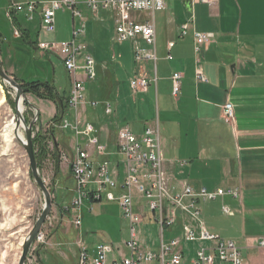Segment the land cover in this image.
Here are the masks:
<instances>
[{"label": "crops", "instance_id": "crops-1", "mask_svg": "<svg viewBox=\"0 0 264 264\" xmlns=\"http://www.w3.org/2000/svg\"><path fill=\"white\" fill-rule=\"evenodd\" d=\"M17 1L29 3L26 2L28 0ZM17 1L0 0V3L7 4L9 7L16 5ZM77 1V7L84 18V37L81 38L84 46L82 55L87 54L93 59L96 72V77L91 80L83 79L81 70L75 74L81 78L84 88L85 105L81 106L80 113L88 123L94 126L99 141L106 146L108 152L99 157L93 154V157L97 160L108 161L113 179L121 183L124 177V164L122 157L116 153L114 148L118 130L127 127L134 134H140L146 126L156 127L159 134L163 169L170 184V193L177 194L185 185L195 190L204 187L208 191L216 189H222L226 193L235 191L237 198L224 194L214 199L218 198L222 201L220 211L227 217L240 213L235 217V221L241 225L244 237L239 240L243 244L227 240L234 242L239 248L242 264H264V247L258 246L261 237L251 232H264V218L262 217L264 201H257L264 200V0H216L212 6L196 1L192 3L189 0H166L163 9L152 10L144 14H133V18L137 21L148 20L153 23L155 42L152 47L146 45L141 38L117 41L114 33V12L108 9H98L97 13L92 14L82 2L83 0ZM37 9L32 16L25 11L13 13L11 17L15 23H12V18L6 16L10 19L8 21L12 24L13 32L19 28L23 31V35L21 31H19V38L13 34L12 38L16 40L6 44L0 27V54L11 59L12 52L14 55L18 54V49H22L27 44H33L37 49V39L30 36L32 25L37 32L42 31L39 6ZM98 17L112 23V42L129 43L130 51L121 49L116 55L111 46L108 56L106 53H101V60L95 57L100 51L89 54L86 39L89 38L90 44L92 42V48L98 49L95 44L98 46L97 41L103 29L102 19ZM33 22L35 24H32ZM71 23L68 38H59V40L68 41L72 38V28L77 23L72 18ZM89 24V28L86 29ZM184 25H186L185 29H183ZM196 32L211 35L210 40L202 44L198 51L194 46ZM55 33L56 28L53 33L49 34L54 35ZM13 44L16 47L14 49ZM135 47L145 48L146 52L153 55V58L140 56L136 59ZM40 52L42 57L49 55L47 52ZM81 60L82 56L79 62ZM15 64L12 60L8 69L2 67L11 78L13 76L18 78L14 74ZM65 73L68 78L66 93L68 96L71 77L66 70ZM174 73H180V90L176 97L172 95L171 77ZM198 73L205 77V81L197 79ZM141 75L149 80L147 89L144 92L132 91L130 79ZM123 79H126V82H123ZM90 102H95L96 105L91 107ZM227 102L233 105L234 116L231 123H226L221 118L222 106ZM106 103L112 110L109 115L104 110ZM34 105L38 107L41 118L43 115L47 117L46 120L55 112V107L50 101L38 99ZM68 110L73 112V122L70 124L64 119ZM74 114V110L67 107L60 132L71 144L77 139L80 144L85 145L83 138H76L72 128L75 121ZM67 127L73 131V136L70 138L63 132ZM85 148L91 150L89 146ZM62 171L63 169L60 168L59 174H62ZM66 172L73 183L71 198L73 200L75 197L74 178L68 164ZM108 193L116 198L122 190L113 189ZM102 197L98 202L93 203L92 201L90 209L87 206L88 201H85L86 210H92L95 203L101 202L106 205L107 203L112 204L116 210H120L115 200H108L104 195ZM226 198L229 199V204H233L234 212L224 202ZM246 199L248 205L245 204ZM250 199L256 201L250 202ZM206 201L213 200L197 201L200 222L193 220L182 211H177V223L164 230L160 236L153 214L144 209L143 200L134 195L133 210L143 217L142 222L137 225V237L141 247L150 252L159 250L160 240L168 242L174 238H181L183 225L194 228L195 232L203 229L216 236L218 240H222L217 234L210 233L204 227L201 204ZM187 202L186 198L183 199V203ZM83 206L78 211L80 222ZM223 207L228 208L227 212L223 211ZM76 213L77 211L72 208L69 211L70 216ZM119 215L127 222L121 210ZM256 223L258 227L251 229ZM128 238L129 226L127 236L121 237L116 244L106 243L120 248L118 252L114 251L109 256L110 261L116 256L129 257L127 249L122 246ZM76 242H81L88 249H93L96 244L104 243L98 241L88 245L81 240H76V260L80 253ZM253 242L256 246H253ZM214 244L215 242L212 241H182L180 251L183 261L181 264H191L199 248ZM241 248L246 249L247 253L244 256ZM148 264L158 263L149 262ZM215 264L226 263L216 261Z\"/></svg>", "mask_w": 264, "mask_h": 264}, {"label": "built area", "instance_id": "built-area-1", "mask_svg": "<svg viewBox=\"0 0 264 264\" xmlns=\"http://www.w3.org/2000/svg\"><path fill=\"white\" fill-rule=\"evenodd\" d=\"M214 5L216 0H189ZM92 14L97 13L98 9H108L114 12V33L115 39L119 42L141 38L146 45L154 46L155 32L153 23L146 20L137 21L133 14L141 12H151L152 10L163 9L166 0H83L82 1ZM73 4H78L77 0H52L42 5L39 12L40 28L47 33H53L55 29V12L59 9H67L71 18L76 21L72 28V38L68 41L38 42L37 48L42 52H47L56 56L62 63L66 72L70 75V86L68 92V105L74 112L78 107L85 105L83 97V84L81 78L75 74L81 70V75L85 80L94 79L95 66L93 59L87 55H82L84 46L81 38L84 37V18L78 13ZM44 5V6H43ZM24 11L32 16L38 9L36 3L29 2L23 5L9 6L6 16L16 12ZM186 25L183 26V29ZM19 31H14V36L19 38ZM211 38L210 34L196 32L194 37L195 50ZM135 58L148 57L153 55L146 52L145 48L135 47ZM82 56L81 62H79ZM180 73H174L172 80V95L177 96L180 90ZM197 79L205 81V77L197 74ZM149 84V80L144 76H134L130 79V87L136 92H144ZM88 104V103H86ZM89 105L94 107L95 102ZM105 113L111 114L112 110L108 103L104 106ZM232 104L222 106V117L225 121L233 120ZM65 126V125H63ZM76 138L83 137L85 145L80 144L77 139L72 148V154L69 159L61 154V159L67 161L71 174L74 178L75 197L71 201V208L77 211L70 216V223L74 227L80 226L79 210L88 201V209L91 208L92 201L98 202L104 196L108 200H115L119 205L123 218L129 223V238L122 246L127 249L129 257L122 258L116 256L109 260V256L119 251L118 246L112 244L99 243L93 249H88L81 242H78L79 252L76 264H148L156 262L158 264H181L183 261L180 246L181 242H215L213 246L199 248L194 255L191 264H215L216 261L226 264H242V257L239 248L232 241L218 240L216 236L209 234L201 229L195 232L194 228L183 225L181 238L171 239L168 242L160 240L157 251L150 252L144 250L138 239L137 225L142 222L143 217L135 212L133 197L137 195L143 200V207L153 214L158 225V231L161 234L177 222V211L186 213L190 218L200 222V210L197 207L198 200H214L218 196L229 194L234 198L238 195L235 191L227 193L222 189L208 191L204 187L195 190L193 187L185 185L177 194L170 193V184L165 176L163 169V158L160 151L159 134L156 127H146L140 134H134L127 127L118 130L114 142L116 153L120 154L124 164V177L121 183L113 179L109 164L106 160H97L93 157L106 155L107 148L102 144L96 133V129L91 123L82 122V118L76 113L73 125ZM89 146L91 150L85 147ZM120 189L122 193L118 197H113L109 190ZM187 203H183V199ZM228 208L223 207L227 212ZM40 241L43 240L41 234L38 235ZM258 246L264 247V239L259 240Z\"/></svg>", "mask_w": 264, "mask_h": 264}, {"label": "rangeland", "instance_id": "rangeland-1", "mask_svg": "<svg viewBox=\"0 0 264 264\" xmlns=\"http://www.w3.org/2000/svg\"><path fill=\"white\" fill-rule=\"evenodd\" d=\"M49 1L52 0H28L26 2H34L36 3V7L39 6V8H41L42 5H40V3ZM15 4L23 5L25 2L21 3L17 1ZM7 8V4L0 3V27L5 36L6 44H10L16 39L12 38L14 32L11 27L12 24L8 21L10 19L6 17ZM21 12H24V9ZM141 13L144 14L147 12ZM100 18L102 19V17H98V19ZM55 20L56 33L54 35L43 31L37 32L32 25V27H30L31 38H36L38 42L64 41L59 40V38H68L69 36V28L72 24L70 12L65 9L57 10L55 12L54 21ZM102 22L103 29L97 41L98 46L95 44V47H98V49L92 48V42L90 44L88 41L89 38L85 41L89 54L100 51L98 56L96 55L95 57L101 60V53H106L108 56L111 52V46L116 55L121 49L130 51L129 43L112 42V23L106 22L104 19H102ZM32 24H35V22ZM89 26L90 24L86 29H88ZM14 46L13 44V49L16 48ZM18 50L19 53L16 55H14L13 52L11 53V55H13L11 59L2 55V53L0 54L3 58L2 59L0 56L1 65L4 69H8L13 60V62L16 63L14 74L18 78L27 81L48 80L54 85L55 90L60 96H66L68 78L61 61L56 56L48 53V56L45 55L42 57L40 50L38 48L36 49L33 44H27L25 47L22 49L19 48ZM123 77H125V75H123ZM123 82H126V79H123ZM7 93L10 96V101L13 103L14 90L0 80V264H18L19 257L22 255L21 244L40 216L44 198L32 178L28 159L22 145L13 138V125L8 127V122L14 121L15 106L6 100ZM25 95L33 106H35L34 103L38 102V99H40L50 101L55 107L53 116L46 120L45 118L47 117H43V115L41 118L38 107L35 106L38 111L37 116L30 106L22 102L24 106L23 117L26 124L34 121L32 126V143L34 146L33 150L36 165L44 185L50 193V198L52 199L50 211L44 223L39 228V232L28 251L25 264H75L77 253L75 251L76 240H81L88 245L98 241L116 244V242L120 241L119 239L121 237L124 238L127 236L128 223L120 217V210H116L115 206H112V204H103L104 202L95 203L90 211L86 210V204L83 206L80 227H74V225L70 223L68 212L71 209L73 183L70 180L69 174L66 172L67 161L61 159L60 154L67 156V159H69L71 147H73L75 141L71 144L68 139H64L63 134L60 132L64 113H61L59 119L60 123L58 125H54L53 121H51V118L58 112L54 102L36 97L35 94L33 95L31 93L25 92ZM2 97L3 102L1 103ZM227 103L229 104L230 102ZM66 105L69 107L68 96ZM80 110V107L75 109L74 117L76 113L82 117ZM141 114H144L143 111ZM153 114L155 117L154 110ZM221 118L226 123H231L233 121H225L222 115ZM64 119L68 124L72 123L73 112L68 110ZM82 122L87 121L82 117ZM145 128H143V131ZM63 132L69 138L73 136V131H71L69 127ZM59 141L63 143L60 144L58 143ZM60 168L63 169L62 174H59ZM228 201V198L224 200L234 212L233 204H229ZM247 201L246 199V205H248ZM249 201L254 202L256 200L250 199ZM257 201L263 202L264 200ZM233 203L235 202L233 201ZM221 205L222 201L218 198L201 204L204 227L210 233L217 234L222 240L230 239L243 244V242L239 240L244 237L243 231H241V225L238 221H235V217L240 213H234L232 217H227L220 211ZM248 217L249 216H247V218ZM262 217L264 218V214ZM257 227L258 223L252 226L251 229L254 230ZM251 232L254 234L256 233L257 237L260 236L261 239L264 238V232ZM39 234L43 236L42 241L39 239ZM193 244L196 245L197 243ZM252 244L256 246L255 242ZM190 246L193 245L190 244ZM241 253L244 256L247 253L246 249L241 248Z\"/></svg>", "mask_w": 264, "mask_h": 264}, {"label": "water", "instance_id": "water-1", "mask_svg": "<svg viewBox=\"0 0 264 264\" xmlns=\"http://www.w3.org/2000/svg\"><path fill=\"white\" fill-rule=\"evenodd\" d=\"M0 80H2V82L4 84L6 83L15 92L13 103L15 106L14 107L15 108V114L17 117L19 116V114L17 112V107H19L18 101L20 98L23 99V103L30 106L35 111L36 115L38 116L37 108L35 106H33L28 101V99H27V97L23 91V88L3 70L2 65H1V60H0ZM33 123H34V121H31L28 124H26V122L24 123V125H25V129H24L25 141L23 143L21 141H18V138L16 136V134H17L16 130H14L15 137H13V138L22 145V147L25 151V154H26L27 159H28L29 170L31 172V175H32V178H33L35 184L38 186L40 192L43 195L44 204H43V207L41 209L40 216L38 217L35 224L32 226V229L29 231L28 235L25 237L24 241L21 244V254L22 255H20V257H19L18 264H25L28 251L34 242L37 233L39 232V228L44 223V221H45V219H46V217L50 211L51 200H52L50 198V193L48 192L46 186L44 185V182H43V180H42V178L38 172V168L36 165V160H35V155H34V150H33L34 146L32 143V126H33Z\"/></svg>", "mask_w": 264, "mask_h": 264}, {"label": "trees", "instance_id": "trees-1", "mask_svg": "<svg viewBox=\"0 0 264 264\" xmlns=\"http://www.w3.org/2000/svg\"><path fill=\"white\" fill-rule=\"evenodd\" d=\"M12 18V17H11ZM12 23H15V20L12 18ZM15 25V24H14ZM18 31H21V35H23V31L18 28ZM13 79L24 89L26 93L35 94L36 97L42 98V99H48L54 102L56 105V108L58 109V112H56V115L51 118L54 123V125H58L60 123L59 119L61 116V113H64L67 109V96H59L57 94V91L55 90V87L47 80V81H39V80H23L18 79L13 76ZM6 100L9 103H12L10 101V96L6 95ZM14 105V103H12ZM12 105V106H13ZM57 117V118H56ZM53 135V133H52ZM53 138V137H52ZM55 147V146H54ZM56 150V147H55Z\"/></svg>", "mask_w": 264, "mask_h": 264}, {"label": "bare ground", "instance_id": "bare-ground-1", "mask_svg": "<svg viewBox=\"0 0 264 264\" xmlns=\"http://www.w3.org/2000/svg\"><path fill=\"white\" fill-rule=\"evenodd\" d=\"M73 6H74L75 10L78 13H81V11L79 10V8L77 7L76 4H73ZM2 102H3V97L1 98V103ZM22 102H23V99L20 98L19 101H18V106L19 107H17V112H18L19 116L17 117L16 114H15L14 121L8 122V127H11L13 125V133L12 134L14 135V130H16V133H17L16 136L18 138V141H21L23 143L25 141V136H24V133H23V129H25L24 128L25 127V125H24L25 120H24V117H23L24 106H23ZM14 137H15V135H14Z\"/></svg>", "mask_w": 264, "mask_h": 264}]
</instances>
